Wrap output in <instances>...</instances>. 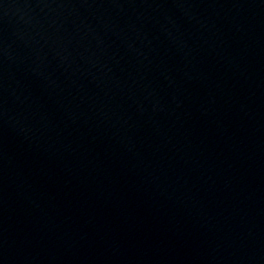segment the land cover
Returning a JSON list of instances; mask_svg holds the SVG:
<instances>
[{"label": "water", "instance_id": "obj_1", "mask_svg": "<svg viewBox=\"0 0 264 264\" xmlns=\"http://www.w3.org/2000/svg\"><path fill=\"white\" fill-rule=\"evenodd\" d=\"M0 264H264V0H0Z\"/></svg>", "mask_w": 264, "mask_h": 264}]
</instances>
